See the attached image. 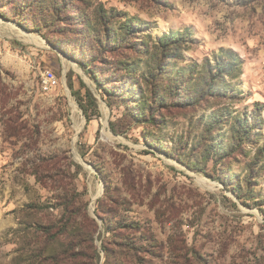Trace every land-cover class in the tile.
Instances as JSON below:
<instances>
[{"label": "rangeland", "instance_id": "rangeland-1", "mask_svg": "<svg viewBox=\"0 0 264 264\" xmlns=\"http://www.w3.org/2000/svg\"><path fill=\"white\" fill-rule=\"evenodd\" d=\"M14 1L0 0V264H117L114 259L107 263L100 252L108 236L95 207L104 195V180L127 200L116 216L137 223L152 239L143 241L146 246L136 261L122 256L120 264H264V156L257 160L259 176L251 182V198L240 200L233 189L240 187L243 195L246 165L264 146V123L243 157L220 162L200 144L202 118L222 107L239 115L249 114L254 102L264 105V0H70L63 34L52 30L48 36L46 30L9 18ZM99 9L115 30L128 19L143 26L127 37L123 52H95L90 56L94 63L83 67L80 61L86 56L72 54L71 44L84 20L93 41L102 21ZM33 13L28 12L25 23L34 19ZM188 30L190 38L165 66L200 73L205 59L230 50L243 62L241 74L226 80L229 93L237 94L233 100L211 99L186 109L162 106L156 125L134 120L117 100L106 105L94 75L101 80L109 75L104 82L112 85L116 78L110 73L124 74L119 63L127 61L136 63L138 77L153 54L145 53V45ZM45 71L57 80L51 91L42 88ZM70 80L77 89L82 81L96 99L99 115L88 124L68 87ZM110 121L124 133L113 134ZM229 129L222 127L216 142L228 139ZM227 175L236 178L229 181ZM73 190L80 194L82 213L74 228L83 229L91 220L98 224L96 232L94 223L88 230L92 241L90 236L74 250L73 232L52 227L61 225V209L48 207ZM141 235L135 237L138 243Z\"/></svg>", "mask_w": 264, "mask_h": 264}, {"label": "trees", "instance_id": "trees-1", "mask_svg": "<svg viewBox=\"0 0 264 264\" xmlns=\"http://www.w3.org/2000/svg\"><path fill=\"white\" fill-rule=\"evenodd\" d=\"M11 4L8 10L11 20L19 24H25V26H29L33 30H46L47 36L51 34L52 30H54V34H63L60 27L66 24L67 16H69L67 12L72 6L70 0H15ZM30 11L34 12L32 16L35 17L25 23V18ZM96 14L100 21L106 16L103 9H99ZM2 16L5 15L2 13ZM103 20L96 24L99 28L96 29L93 41L89 40V35H92V32L88 25V20H84V23H82L83 31L75 33L76 39L73 45L71 44V48L74 51L72 54L78 57L86 56L83 61H80L83 67H88L89 63H94L93 57L90 56L95 52L98 54H105L109 51L115 53L118 51L123 52L128 46L126 44L127 37L141 30V26H143V23L128 19L122 23L121 27L115 30L110 21ZM122 31L123 34L119 33ZM190 34L189 30L164 34L151 47L145 45V53L148 54L149 50H152L153 54L147 71L141 73L138 77L134 73L136 71V63L127 61H120L119 63V70L124 74L119 76L117 72L110 73L111 76L116 78L113 80L112 85L104 82L107 78H110L109 75L108 77H102L103 80L99 79L98 75H94L93 80L98 90H101L106 95V105L111 107L112 103L117 100L125 106L126 114L132 116L134 120H141L142 123L146 122L156 125L159 121V108L162 106L164 108L186 109L196 108L211 99L233 100L237 94L234 92L229 93L230 89L226 80L237 78L241 74L243 64L240 57L234 52L220 50L217 55L212 56V61L205 59L200 73L196 72L195 69L190 71L179 69L174 72L169 69L170 67L165 66L164 61H169L174 56L172 52L181 48L190 38ZM134 50L138 52L141 49L134 47ZM79 84L80 87L77 89L71 80L68 81L71 94L75 97L88 124L94 117L99 115L97 102L85 84L82 81ZM82 88H84V92H82ZM263 109L264 105L262 103L254 102L252 111L249 114L245 110L242 114L233 115V112L228 108L222 107L217 109L206 120L202 118V143L200 144L205 148L204 153L208 156L211 154L219 158L220 162L238 155L246 156L248 149L255 146L257 132L264 123L262 118ZM226 125L230 128L229 138H221L216 142V134ZM109 129L115 135L124 133L118 130L117 124L113 121L109 122ZM255 153L254 160L246 165L247 175L243 180V195H241L243 191L239 192L240 187L238 189L233 188L240 200H249L251 198V182L259 176L256 170L257 160H261L260 158L264 156V146L258 148ZM77 169L81 170L79 165ZM36 170H34L35 174H37ZM235 178L231 175L224 177V179L229 181ZM219 180L221 181V179ZM104 184V195L96 200L95 207L96 215L102 218L103 233L108 236L102 241L100 252L104 253L107 263L109 260L114 259L117 264H120L122 256H124V260L132 259L136 261L137 253L141 252L146 246L143 241L150 243L152 239L143 234L144 231L137 223L128 221L124 217L116 216L117 212L120 213V208H125L123 206H126L127 200L122 199L117 190L112 189L107 181L104 180ZM228 184L224 181L226 188L229 186ZM231 184L234 187L238 185L234 181ZM79 195L75 190L66 191L57 197L56 205L48 206L61 209V217L63 219L60 221L61 225L52 227L61 233L73 232L71 234L73 237L72 242L76 241V246L70 243L73 245L70 247L72 250L76 247H83V244L88 242L87 238L90 236L92 241L93 232L88 230L92 229L93 223L95 224L94 232L98 228V224L94 220H91L86 226L84 225L83 229L82 227L74 228L75 224L73 223L82 214L79 210L80 207H77V203L81 202ZM86 206L84 205L83 210H85ZM28 208L41 209V207L35 205H29ZM53 228H48L49 231L47 232L51 233ZM128 232L135 237L137 233L142 234L140 236L142 243H138L135 237L130 238ZM111 245L120 248V251L118 253L112 251L109 247ZM100 252L95 249V253H93L95 260L98 262L100 260ZM93 256H90L91 260H93Z\"/></svg>", "mask_w": 264, "mask_h": 264}, {"label": "built area", "instance_id": "built-area-1", "mask_svg": "<svg viewBox=\"0 0 264 264\" xmlns=\"http://www.w3.org/2000/svg\"><path fill=\"white\" fill-rule=\"evenodd\" d=\"M57 85V80L51 71H45L42 76V88L51 91Z\"/></svg>", "mask_w": 264, "mask_h": 264}]
</instances>
